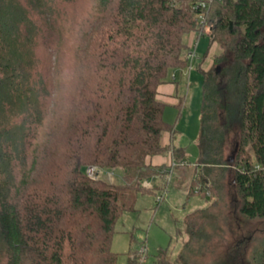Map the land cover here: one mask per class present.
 I'll return each instance as SVG.
<instances>
[{
	"label": "trees",
	"instance_id": "obj_1",
	"mask_svg": "<svg viewBox=\"0 0 264 264\" xmlns=\"http://www.w3.org/2000/svg\"><path fill=\"white\" fill-rule=\"evenodd\" d=\"M76 1L0 0V264H119L111 241L125 200L154 194L146 182L171 172L148 158L170 149L159 86L188 65L191 31L221 52L201 69L200 157L172 146V158L198 173L187 199L229 190L231 238L211 264H264V0H96L99 16L82 20L78 49L62 55L64 108L48 126L55 86L41 39ZM89 166L120 167L123 181L89 176ZM219 215L193 208L177 220L186 240L159 248L153 264H192V244L209 240ZM239 217L251 226L242 234ZM132 253L126 264H146Z\"/></svg>",
	"mask_w": 264,
	"mask_h": 264
},
{
	"label": "rangeland",
	"instance_id": "obj_2",
	"mask_svg": "<svg viewBox=\"0 0 264 264\" xmlns=\"http://www.w3.org/2000/svg\"><path fill=\"white\" fill-rule=\"evenodd\" d=\"M97 11L96 0L76 1L67 7L62 21L56 22L53 26L56 28H51L47 31V37L41 39V42H44L41 44V56L45 64L48 59L51 61L53 84L55 86V92L53 91L52 100L47 109L46 123L48 126L52 124L56 115L63 112L64 108L65 98L62 91L64 88L59 87L64 79L62 55L67 49L73 51L72 47L76 46L77 48L84 30L82 20L91 19L90 22L93 23L94 19L99 16L100 12ZM71 24L74 31L69 30ZM59 25L60 27L57 29ZM59 29H61L60 35H58ZM200 35L195 31H191L189 34V48L186 51V58L193 42L197 43V58L193 60L192 64L188 61L186 67L170 73L169 77L175 85V90L169 98L162 99L166 103L163 110V119L174 126V133L164 132L163 142L171 145L169 151L161 155L165 157L166 162L158 165H172L171 172L164 179L153 177L150 178L149 182L145 181L148 187L158 186L154 194L140 192L134 195L133 193L125 200L127 209L115 223V231L111 241L112 250L118 253L119 264H126L129 250H133L132 254L135 256L137 250L141 249L142 246L145 247V252H143L141 260L146 264H153L154 254L159 248L169 245L178 248L181 242L188 237L182 231L178 221L195 207L210 206V209L214 212L220 211V215L217 219L207 222L209 228L212 225V228H215L209 240L201 239L192 244L194 249L189 250V254L193 256L192 260L190 259L192 264L213 263L218 255L220 257L225 254L226 249L221 243L227 239L229 241L231 238L228 232V221L226 218L223 219L230 210L228 208L230 202V197L227 195L228 188L224 187L223 199L219 198L217 201L215 190L212 187L207 192L209 200L204 198L203 195L191 196L187 199L191 179L198 173L194 172L192 165L187 163L184 165V161H180L177 165L178 162L172 158V146L182 147L185 159L188 162L196 163L200 157L198 139L202 127L201 107L203 100V73L201 69H205L209 64L208 70L214 68L215 55L221 52L219 44L212 41L210 36ZM63 36L64 38H62ZM173 96L175 99L177 98V101L173 102L174 100H171ZM178 102H181V104L179 105ZM39 134L42 138V131ZM230 149H228L227 154L230 153ZM98 168L101 169L99 175L106 180L111 182L123 181L120 167ZM197 177L199 178V176ZM158 195L162 197L159 205L156 203ZM214 201L217 203L216 205ZM132 202L133 205L130 206ZM254 224L252 225L255 226ZM233 226V230L241 226L239 231L242 234L250 225L247 222L244 223L242 217H239V221L234 222Z\"/></svg>",
	"mask_w": 264,
	"mask_h": 264
},
{
	"label": "crops",
	"instance_id": "obj_3",
	"mask_svg": "<svg viewBox=\"0 0 264 264\" xmlns=\"http://www.w3.org/2000/svg\"><path fill=\"white\" fill-rule=\"evenodd\" d=\"M209 67H210V64L208 65V67L205 68V70H208ZM174 90H175V85L172 82L161 84L159 86L158 97L161 100L169 98L170 95H173ZM171 100H174L173 102H175V101H177V98L175 99V97L173 96ZM148 161L150 163H154V164L155 163L160 164L162 162H166L165 157H163L161 155L151 156L148 158Z\"/></svg>",
	"mask_w": 264,
	"mask_h": 264
},
{
	"label": "built area",
	"instance_id": "obj_4",
	"mask_svg": "<svg viewBox=\"0 0 264 264\" xmlns=\"http://www.w3.org/2000/svg\"><path fill=\"white\" fill-rule=\"evenodd\" d=\"M201 4H202L203 6H205V5H206V2L203 1ZM200 18L202 19V21H205V19H204V17H203L202 15L200 16ZM196 45H197V43H194V42H193V46H192V48L189 50L188 55H187V59L190 61L191 64H192L193 60L197 58ZM100 171H101V169L98 168V166H89V167L87 168V173H88V175H89V176H92V177H97V176H99ZM161 198H162L161 195H158V198H157L158 201H160ZM140 250H141V252H145V247L142 246V248H141Z\"/></svg>",
	"mask_w": 264,
	"mask_h": 264
},
{
	"label": "water",
	"instance_id": "obj_5",
	"mask_svg": "<svg viewBox=\"0 0 264 264\" xmlns=\"http://www.w3.org/2000/svg\"><path fill=\"white\" fill-rule=\"evenodd\" d=\"M220 68H219V65L216 66V71H218ZM232 160V159H231Z\"/></svg>",
	"mask_w": 264,
	"mask_h": 264
}]
</instances>
